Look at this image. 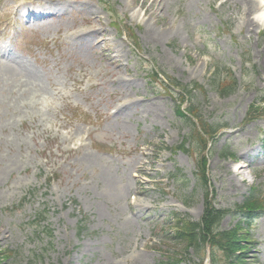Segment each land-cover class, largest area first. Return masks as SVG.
Wrapping results in <instances>:
<instances>
[{
  "label": "rangeland",
  "instance_id": "rangeland-1",
  "mask_svg": "<svg viewBox=\"0 0 264 264\" xmlns=\"http://www.w3.org/2000/svg\"><path fill=\"white\" fill-rule=\"evenodd\" d=\"M114 1L117 2V0ZM90 4L95 6L94 2ZM70 14L74 17L78 13L73 10ZM158 19L159 22L151 20L152 27L160 25L163 17ZM70 22H72L71 18ZM155 27H153L154 32ZM194 33V31L188 30V38L184 33L178 44L181 49L195 46L193 42L197 43V41L192 36ZM168 37H165L166 40ZM219 45L224 50H221L220 53L227 54L225 60L219 56L220 53L218 54V58L224 60L221 62L222 65L229 64L235 59L233 64L235 76L239 79H247L246 83L252 86L262 87L259 77H263L264 71H262L263 64H260L258 54H255L253 58L256 64L255 73L247 69L248 71H243L242 74L241 68H244V65L239 54L235 52V48L229 44ZM156 55L158 56V54ZM82 59L88 60L90 64L88 71L91 72V77L95 82L99 83L114 74L113 71H109L111 68L99 58V52L96 56L93 53L87 54ZM168 62L174 66L178 74H181L175 66L174 58H169ZM123 76L126 79H132V77L135 79L136 74L132 77ZM243 80L240 81L232 94L233 97L244 94L245 82ZM138 81L136 80V82ZM142 85L144 86L145 83ZM117 87L113 86L101 90L102 87L99 86L100 94L94 93L97 96L95 98L102 99L106 93L108 96L110 91L117 90ZM143 88L145 91L148 90L147 87ZM262 93L264 96V88ZM208 96L216 95L215 92H211ZM231 100L230 98L227 102ZM2 105L4 106L3 111H7V113L1 115L0 124L2 122L5 124L7 120L13 117V112L16 115L17 111L5 104ZM94 106L97 105L94 103ZM223 108L227 113L230 111L231 115L226 117L219 115L211 123H229V121L233 123L247 111L245 105H242L237 113L229 109L227 104ZM157 111L158 114L153 112L151 105L148 106L145 103L140 104V106H132L118 120L111 121L110 131L115 134V137L128 136L129 134L128 147L135 143L144 145L150 142L151 137L156 138L162 132L171 130L172 115H170V109L167 108L164 112L168 122H164L161 127H157L160 125L157 119L161 117L163 108L159 106ZM145 116H150V118L145 121ZM74 122L79 124L78 128L83 127L79 121ZM176 123L182 127L179 121ZM183 127L189 134V128L185 125ZM23 129L21 128L19 131L21 132ZM141 131L142 134L137 139L138 132L141 133ZM35 133L38 134L33 136L32 132H28V134L22 132L17 144L10 143L12 146L10 151H6L5 147H0V264H28L35 256L43 264H159L163 259L175 264H202L205 250L210 247H214L215 264H233V259L237 255L234 256V252L232 254L225 250L226 236L221 238L199 235L197 238L191 239L190 245H188L178 243L172 235L165 237V234L160 231L162 226L167 229V225H172L169 221L170 214L175 213V216L186 215L190 220L199 222L211 210L230 209L233 211L235 205L242 203L247 198L243 194L245 189L236 193L232 191L223 168L228 164L230 165V173L234 169V163L222 157L223 151L231 150L228 147V142L235 147L233 152L236 151L235 144L237 143L233 139L229 140L224 137L216 141L208 154L207 185L203 187H199L195 177L192 176L196 167L195 158L182 153L178 155V168L183 169L187 180H190L185 185L183 184V198L190 199L195 195L187 207L184 204L181 205L180 199L178 201L176 199L171 200L170 197H163V195L149 196V192L138 198L141 201H137V203L142 202L141 207H132L130 196L135 194L136 190L143 191L130 175L131 168L138 162V158L132 155L128 165H125L126 159L123 154L102 156L99 153L96 155L90 153L88 155L90 157L72 158L74 167L72 177L74 179L68 181V186L61 188L59 185H53L47 199L41 198L38 194L28 200L24 206L12 208V206L17 205L19 193L32 183V181L30 182L33 177L31 173L45 167L46 158L43 151L46 144H52L51 140L46 139V135L52 137L53 134L40 129H37ZM0 134H2L1 131ZM57 146L58 144H55V147ZM251 165L253 166L252 163ZM26 173L29 174L26 175ZM246 173L248 175L246 187L249 189L251 187L260 188V191L264 192V172L257 173V178L255 175H250L249 170H246ZM176 188L180 189V185L177 184ZM203 188L207 192L206 200L202 191ZM177 195V198L182 196L179 192ZM72 198L76 200L75 204H71ZM157 200H162L159 205L160 208L167 206L165 210H151L159 204ZM45 201L50 202L51 207L49 219L45 225L53 231L52 245L48 244L49 239L40 230L32 227V222L39 211L44 210ZM82 208L84 209L83 215L87 213L88 216H83L85 229L80 232L79 221L83 217L76 215L79 213L78 211L82 212ZM256 222L255 227L258 228L256 232L259 233L256 238L262 243L258 247L257 253L245 251L244 256L247 264H264V218H258ZM236 223L237 219H234L233 215H227L221 222V232H228L231 229L235 241L240 240L242 236L240 230L234 229ZM154 235L158 236V245L155 243L156 239L151 240ZM238 246L235 244L233 251L236 252ZM253 257L257 259V262L253 260ZM166 258L168 259L166 260ZM39 261L37 264H40ZM235 263H239L238 260Z\"/></svg>",
  "mask_w": 264,
  "mask_h": 264
},
{
  "label": "bare ground",
  "instance_id": "bare-ground-1",
  "mask_svg": "<svg viewBox=\"0 0 264 264\" xmlns=\"http://www.w3.org/2000/svg\"><path fill=\"white\" fill-rule=\"evenodd\" d=\"M246 5L250 11L251 1H246ZM91 15H95V14L91 12ZM258 22H260V21H258ZM169 28L172 29V27H170V26H169ZM171 32H173V31L170 30L169 33H171ZM93 35H94V33L89 34V32H86L85 34H83L81 40L83 42H86L84 45H88L89 43H93V40H92ZM102 45L106 46L105 56H108L109 52L111 51L109 42L106 39H103L101 46ZM119 56L120 55H118V52L114 51V58L109 59L110 63L114 64V65H118L119 64L118 58H120ZM13 72H14V70H13ZM249 133L250 132H248L247 134H249ZM244 170H245L244 165L235 166L234 172H233V174H231V177H230V182H229L230 186H233L234 188H236L239 184L246 183V174H245Z\"/></svg>",
  "mask_w": 264,
  "mask_h": 264
},
{
  "label": "trees",
  "instance_id": "trees-1",
  "mask_svg": "<svg viewBox=\"0 0 264 264\" xmlns=\"http://www.w3.org/2000/svg\"><path fill=\"white\" fill-rule=\"evenodd\" d=\"M255 204H256V206H258V203H255ZM205 220H206V223L209 222V223H207V224H208V230H209L211 223H213V222L216 221V220L219 221V220H220V217H219L218 215H213V214L211 213V214H209V218L206 217ZM195 233H196V229H194V230L190 233L189 237H190V238H194ZM209 233H211V231H209ZM189 237H188V238H189ZM188 240H190V239H188ZM228 245H229V243H228ZM231 248H232V247H231ZM228 250L230 251L231 249L228 247Z\"/></svg>",
  "mask_w": 264,
  "mask_h": 264
}]
</instances>
